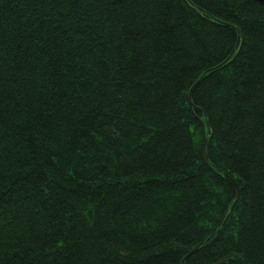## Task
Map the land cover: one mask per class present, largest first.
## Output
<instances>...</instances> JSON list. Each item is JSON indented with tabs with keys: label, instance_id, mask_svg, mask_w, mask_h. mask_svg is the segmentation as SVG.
<instances>
[{
	"label": "trees",
	"instance_id": "1",
	"mask_svg": "<svg viewBox=\"0 0 264 264\" xmlns=\"http://www.w3.org/2000/svg\"><path fill=\"white\" fill-rule=\"evenodd\" d=\"M0 264H264V4L0 0Z\"/></svg>",
	"mask_w": 264,
	"mask_h": 264
},
{
	"label": "water",
	"instance_id": "2",
	"mask_svg": "<svg viewBox=\"0 0 264 264\" xmlns=\"http://www.w3.org/2000/svg\"><path fill=\"white\" fill-rule=\"evenodd\" d=\"M253 1H256V2H259V3L264 4V0H253ZM219 24H220V23H219ZM221 25H222V24H221ZM197 83H198V82H196V83L192 86L191 91H190V93H189V98H188V100H189V104H190V105H191L190 95H191L193 89L195 88V86L197 85ZM206 144H207V138L204 139V143H203V146H202V154H203V158H204L205 162H207V156H206ZM226 180H227L228 182H230L232 185H234V183H233V181H232L231 179H229V178L226 177ZM196 250H197V248L193 249V250L189 253V255H191L192 253H194Z\"/></svg>",
	"mask_w": 264,
	"mask_h": 264
}]
</instances>
